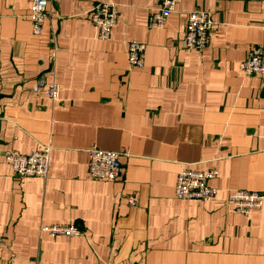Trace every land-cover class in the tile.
Here are the masks:
<instances>
[{
	"label": "crops",
	"instance_id": "obj_1",
	"mask_svg": "<svg viewBox=\"0 0 264 264\" xmlns=\"http://www.w3.org/2000/svg\"><path fill=\"white\" fill-rule=\"evenodd\" d=\"M32 2L0 0V264H264V204L245 216L228 196L264 195V80L240 68L264 46V0H180L162 28L148 26L155 0H52L38 35ZM98 3L118 6L106 41L90 16ZM197 9L218 29L189 51ZM131 39L146 47L142 68L128 64ZM40 79L58 82L57 101L33 91ZM43 147L46 180L5 162ZM93 147L118 153L120 177L91 178ZM184 168L218 171L212 200L176 198Z\"/></svg>",
	"mask_w": 264,
	"mask_h": 264
},
{
	"label": "built area",
	"instance_id": "obj_2",
	"mask_svg": "<svg viewBox=\"0 0 264 264\" xmlns=\"http://www.w3.org/2000/svg\"><path fill=\"white\" fill-rule=\"evenodd\" d=\"M180 0H155L156 7L150 12L148 26L162 28L165 21L171 16ZM52 0H33L30 18L32 32L41 34L43 25L53 15L48 11ZM91 20L97 31L98 38L106 41L111 37V30L116 24L119 13L118 6L111 3H98L90 12ZM184 46L186 50H202L208 45L209 34L217 30V24L212 19L209 11L197 9L188 14L185 25ZM128 64L134 68L144 66V44L131 39L126 44ZM240 68L246 75H254L264 80V46H254L250 49L248 57L241 63ZM43 79L33 89L35 93H43L53 102L58 100L60 86L55 79L45 85ZM50 150L43 147L32 154H22L19 151H10L5 154V162L11 168L15 176L33 178L39 177L46 180L49 174ZM89 175L96 180L114 181L121 176L122 165L118 153L91 148L89 160ZM218 177L216 169L194 170L182 169L176 178L175 196L180 200L210 201L218 190L211 186V181ZM229 203L238 213L249 216L255 209L264 204V195L258 192H248L240 189L229 192ZM130 206L135 207L139 203L138 194L127 196ZM39 233L52 235L53 237L68 238L81 235V231L75 225H46L41 224ZM2 237L0 236V242ZM129 264V263H122ZM143 264V263H136Z\"/></svg>",
	"mask_w": 264,
	"mask_h": 264
}]
</instances>
